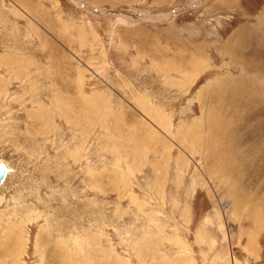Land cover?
<instances>
[{"label":"rangeland","instance_id":"rangeland-1","mask_svg":"<svg viewBox=\"0 0 264 264\" xmlns=\"http://www.w3.org/2000/svg\"><path fill=\"white\" fill-rule=\"evenodd\" d=\"M261 9L0 0V264H264L262 216L232 208L264 216V81L235 37ZM206 112L223 180L193 145Z\"/></svg>","mask_w":264,"mask_h":264},{"label":"bare ground","instance_id":"bare-ground-1","mask_svg":"<svg viewBox=\"0 0 264 264\" xmlns=\"http://www.w3.org/2000/svg\"><path fill=\"white\" fill-rule=\"evenodd\" d=\"M206 114H208V112H206V113H204V116H205V123L204 124H206V122H208V124H209V128H211V129H213V130H204V131H202V132H200L199 133V144H196L197 142H194L193 143V145H195V148L197 149V151L199 150L200 151V153H201V156H202V158H203V161L204 162H206V163H204L205 165H206V167L207 168H210V170H209V172H217L218 171V173H219V175H220V177L219 178H223L224 177V179L226 178V174H224V172L227 170V169H229L230 167H231V169L229 170L230 172H234V169H237L236 167H238V166H236V167H234L233 166V164H231V163H233L234 161H233V158H231V156H230V158H227V156L225 157L226 158V160L225 161H223L224 159H223V156L224 155H228V154H226V153H228V152H226L225 150H219V148L221 149L222 147H223V144H225V141H226V136H225V133H224V129H223V125L222 124H220V123H222V122H219V125H218V122H216V121H214L215 119L212 117V114L210 115V114H208V117L206 116ZM216 123V124H215ZM224 124V123H223ZM200 128V127H199ZM206 132V133H205ZM197 137V136H196ZM225 140V141H224ZM220 143H221V145H222V147H219V145H220ZM229 144V143H228ZM232 143L230 142V145H231ZM220 145V146H221ZM227 145V144H226ZM230 145H229V148H227V150H229L230 149ZM234 145V144H233ZM232 147V146H231ZM235 150V149H234ZM198 151V152H199ZM231 151H233V150H231ZM229 154H230V152H229ZM234 155V154H233ZM221 157H222V159H221ZM253 159V158H252ZM202 160V159H201ZM2 160H0V162H1ZM233 161V162H232ZM264 161V160H263ZM4 163H5V165L7 166V168H8V173H7V175H6V179H5V181H4V183L3 184H1L0 185V188L1 187H3L4 185H5V183H6V181H7V179L9 178V175H11L12 174V172H13V170H12V168L11 167H9L8 166V162H5V161H3ZM235 163V162H234ZM202 167V165H200V167L198 166V168L200 169ZM240 167V166H239ZM207 168H204V169H207ZM239 170V169H238ZM237 170V171H238ZM205 171V170H204ZM207 171V170H206ZM261 172V171H260ZM200 173V172H199ZM202 173H203V171H202ZM227 173V172H226ZM229 175V174H228ZM228 177V176H227ZM230 177V176H229ZM231 178V177H230ZM223 180V179H222ZM231 182V181H230ZM221 183V182H220ZM238 182H236V183H232L231 184V187H230V190H232V191H235V194H237V189H236V184H237ZM226 184V183H225ZM230 184V183H229ZM239 186V185H238ZM240 192V191H239ZM230 193H232V192H230ZM234 193V192H233ZM239 194V193H238ZM237 194V195H238ZM236 196V195H235ZM236 199H237V197H236ZM237 203V202H236ZM249 203V201L247 202V203H245V202H243V203H241L240 202V204H235L234 206L232 205V208L234 207V208H244V209H247L246 211L247 212H249V213H251V218H252V220L254 221V220H256L257 218H259V217H261L262 216V220H264V216L263 215H261V213H262V208L259 210L258 208H257V206H252L251 205V207L249 208L246 204H248ZM250 205V204H249ZM231 208V209H232ZM236 210V209H235ZM238 210V209H237ZM264 210V209H263ZM245 214V213H244ZM222 215V214H221ZM261 219V218H260ZM255 226V225H254ZM255 228H256V226H255Z\"/></svg>","mask_w":264,"mask_h":264},{"label":"crops","instance_id":"crops-1","mask_svg":"<svg viewBox=\"0 0 264 264\" xmlns=\"http://www.w3.org/2000/svg\"><path fill=\"white\" fill-rule=\"evenodd\" d=\"M238 4L233 3V8L239 7ZM233 8H231V9H233ZM262 10H264V9H261V11ZM260 19H262L260 22L263 21V23H264V18L262 16H259L257 21H255L253 23L250 22V23H246L244 25H239L238 31L235 34V37H240V39H245L246 43H244V46H246L248 44V46H247L248 51L254 50L255 57H258V61L256 62V64L254 61L250 62L251 66H253V67H255V66L260 67L261 66L260 71L256 72V73L260 74L261 76L253 75V76H251V78H249L252 81V83L255 84V88L258 87L257 83L259 81H264V25L262 24L261 26H257V24H256L257 22H259ZM247 32H248V34H247ZM241 33H244V34H241ZM249 33H250V35H249ZM242 36H244V37H242ZM255 69H257V68H255ZM250 95H252V94H250ZM262 96H264V95H261L260 98H262Z\"/></svg>","mask_w":264,"mask_h":264},{"label":"water","instance_id":"water-1","mask_svg":"<svg viewBox=\"0 0 264 264\" xmlns=\"http://www.w3.org/2000/svg\"><path fill=\"white\" fill-rule=\"evenodd\" d=\"M8 173V168L3 161L0 162V185L4 183L6 175Z\"/></svg>","mask_w":264,"mask_h":264}]
</instances>
